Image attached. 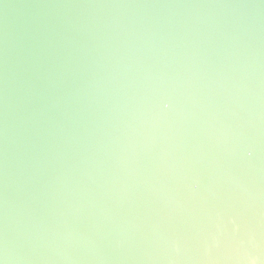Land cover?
Returning <instances> with one entry per match:
<instances>
[{
	"label": "water",
	"instance_id": "95a60500",
	"mask_svg": "<svg viewBox=\"0 0 264 264\" xmlns=\"http://www.w3.org/2000/svg\"><path fill=\"white\" fill-rule=\"evenodd\" d=\"M0 264H264V0H0Z\"/></svg>",
	"mask_w": 264,
	"mask_h": 264
}]
</instances>
